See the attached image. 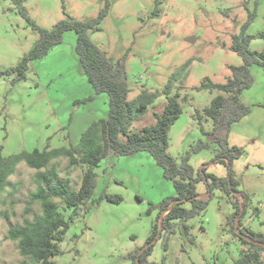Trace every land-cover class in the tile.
<instances>
[{
    "label": "rangeland",
    "instance_id": "1",
    "mask_svg": "<svg viewBox=\"0 0 264 264\" xmlns=\"http://www.w3.org/2000/svg\"><path fill=\"white\" fill-rule=\"evenodd\" d=\"M105 5V0H26L23 4L29 18L47 30L68 17L77 21L97 18ZM251 13L256 16L246 34L254 37L251 51L261 52L264 0H110L107 17L90 34L113 64L124 66L129 101L145 90L163 92L176 74L171 95L180 94L183 114L169 133L168 152L179 164L189 157L195 176L228 177L227 166L216 161L218 148L208 135L213 121L203 117L200 122L196 116L222 93L197 88L205 79L224 84L232 76L230 67L243 65L232 44ZM39 38L13 0H0V72L19 65ZM76 44V33L67 32L61 45L30 63L25 81L14 83L13 76L0 77V151L4 157L77 145L94 121L108 117V95L96 94L89 84ZM251 71L254 84L241 101L252 111L231 127L229 139L244 150L233 164L239 189L248 199L242 224L264 234V70L255 65ZM166 104L162 94L146 114L134 120L130 132L154 125V114L162 113ZM200 142L209 143V148L197 151ZM56 162L58 180L78 191L86 168L70 167L65 158ZM95 172L93 200L77 216L73 217L74 211L62 200H55L70 222L60 244L62 253L54 259L57 264H131L130 254L148 246L160 205L176 197L173 182L148 152L107 158ZM36 173L21 163L0 199V264L25 262L17 242L7 235L12 226H21L42 213L39 204L28 210L29 195L38 188ZM104 192L122 201L102 200L91 206ZM197 192L204 196L201 199L209 200L205 214L187 223L189 235L179 223L168 240V250L164 249L165 239H157L151 262L233 264L248 250L226 226L225 218L233 213L227 196L218 190L210 192L204 181L197 183ZM235 201L239 204L243 199L238 196Z\"/></svg>",
    "mask_w": 264,
    "mask_h": 264
},
{
    "label": "trees",
    "instance_id": "2",
    "mask_svg": "<svg viewBox=\"0 0 264 264\" xmlns=\"http://www.w3.org/2000/svg\"><path fill=\"white\" fill-rule=\"evenodd\" d=\"M25 1L13 0V3L17 6L18 13L27 20L40 38L19 65L11 70L0 72V77L13 76L14 83L25 81L31 62L46 57L53 48L61 45L67 32H75L77 35L75 50L81 69L96 94L108 95L109 113L106 119L94 121L83 133L79 143L69 148L49 149L48 147L44 151L22 152L7 158L0 151V199L9 186V178L16 173L21 163L37 171L35 181L38 188L29 195L28 210L33 205L39 204L42 213L21 226H12L7 235V239L17 242L19 253L25 258L23 264H57L54 259L62 253L60 244L69 231L70 222L59 212L56 199L62 200L67 209L74 211L73 217L77 216L78 210L85 203L93 200L97 186L95 171L101 163L110 157L132 156L140 152H148L163 169L165 177L173 182L176 197L165 200L160 205L157 224L148 241V246L143 251L137 250L130 254L131 264H156L149 260L154 243L157 239L164 238V249L168 250V240L175 234L179 223L182 224L184 232L189 235L190 227L187 223L205 214L209 205V200L201 199L197 192V183L201 181L206 183L210 192L218 190L224 193L232 204L233 213L226 218V226L230 227L233 235L241 243L248 246V250L243 251L233 264H264L262 258L264 247L242 239L236 233V220L239 217L240 231L250 240L264 244V234L254 233L242 224L248 199L247 194L239 189L241 184L233 164L244 155V150L229 144L231 127L252 111L241 101L242 94L254 84L251 68L257 65L264 70V50L251 51L250 45L254 37L246 34V29L256 14H250V19L243 27L241 34L233 38L232 49L242 58L243 65L230 67L232 76L226 83L214 84L209 79H205L197 88L199 91L222 93L212 100L203 113L196 112L200 122L203 121V117H206L214 123L213 131L208 135L218 148L216 161L225 164L228 168V177L220 178L205 174L195 176L189 157H185L179 164L168 152L169 133L183 114V108L179 102L180 94L171 95L172 81L176 74L163 92L145 90L134 101H129L131 90L124 66L113 64L90 37V34L95 32L107 17L110 0H105V8L97 18L77 21L68 17L51 30L41 28L29 18L23 6ZM261 38L264 39V33ZM162 94L167 97V104L162 113L154 114L156 123L131 133L130 129L134 120L146 114L149 107ZM226 95L229 97L227 98ZM204 134L207 133L204 132ZM207 148L209 143L200 142L197 151ZM62 158L69 161L70 167L86 168L78 191H71L67 183L58 180L56 161ZM238 196L242 197V203L238 204L235 201ZM102 200L119 204L122 198L104 192L98 200L92 201L91 206ZM187 204L190 207H186ZM89 210L90 207L87 212Z\"/></svg>",
    "mask_w": 264,
    "mask_h": 264
},
{
    "label": "water",
    "instance_id": "3",
    "mask_svg": "<svg viewBox=\"0 0 264 264\" xmlns=\"http://www.w3.org/2000/svg\"><path fill=\"white\" fill-rule=\"evenodd\" d=\"M187 41H189V42H194V39H193V38H188ZM239 222H240V218L238 217L237 220H236V226H235V228H236V233H237L242 239H246V240L250 241L251 243H253V244H255V245H259V246H261V247H264V244H263V243H259V242L252 241V240H250V239L247 237V235L243 234V233L240 231V228H239ZM159 234H160V232H159ZM154 242H155V241H154ZM143 250H144V249H143ZM143 250H142V251H143ZM142 251H141V252H142ZM141 252H140V253H141Z\"/></svg>",
    "mask_w": 264,
    "mask_h": 264
},
{
    "label": "crops",
    "instance_id": "4",
    "mask_svg": "<svg viewBox=\"0 0 264 264\" xmlns=\"http://www.w3.org/2000/svg\"><path fill=\"white\" fill-rule=\"evenodd\" d=\"M249 115H250V114H249ZM105 119H106V118H105ZM236 124H237V123H236ZM234 125H235V124H234ZM229 142H230V139H229ZM230 145H231V146H235L234 144H231V142H230ZM233 168H234V165H233ZM234 169H235V168H234ZM201 197H204V196L200 195V198H201ZM226 218H227V217H226ZM226 218H225V221H226ZM225 223H226V222H225Z\"/></svg>",
    "mask_w": 264,
    "mask_h": 264
}]
</instances>
